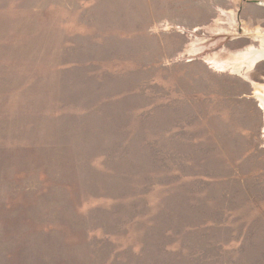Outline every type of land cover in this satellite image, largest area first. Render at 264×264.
Here are the masks:
<instances>
[{
  "label": "rangeland",
  "instance_id": "1",
  "mask_svg": "<svg viewBox=\"0 0 264 264\" xmlns=\"http://www.w3.org/2000/svg\"><path fill=\"white\" fill-rule=\"evenodd\" d=\"M261 37L264 0H0V264H264Z\"/></svg>",
  "mask_w": 264,
  "mask_h": 264
},
{
  "label": "bare ground",
  "instance_id": "2",
  "mask_svg": "<svg viewBox=\"0 0 264 264\" xmlns=\"http://www.w3.org/2000/svg\"><path fill=\"white\" fill-rule=\"evenodd\" d=\"M261 43H262V46H263L261 50H251V51L243 54L242 56L238 55L240 57L236 59V62L238 63V65L240 67L242 65H245V64H246L245 66H247V64H249V65L252 64L253 65L257 61H260V60L264 59V38L263 37H261ZM259 87L262 88L261 86H259ZM262 89H263L262 91H264V86H263ZM256 95H257L258 99L260 100L261 105H262V107L264 109V93H262L260 95L257 93Z\"/></svg>",
  "mask_w": 264,
  "mask_h": 264
},
{
  "label": "water",
  "instance_id": "3",
  "mask_svg": "<svg viewBox=\"0 0 264 264\" xmlns=\"http://www.w3.org/2000/svg\"><path fill=\"white\" fill-rule=\"evenodd\" d=\"M255 3H258L257 1H255Z\"/></svg>",
  "mask_w": 264,
  "mask_h": 264
}]
</instances>
